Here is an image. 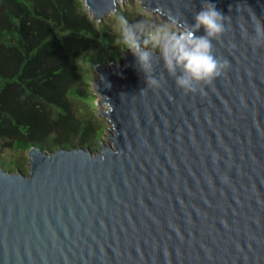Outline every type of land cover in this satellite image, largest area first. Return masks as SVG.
<instances>
[{
  "label": "water",
  "instance_id": "1",
  "mask_svg": "<svg viewBox=\"0 0 264 264\" xmlns=\"http://www.w3.org/2000/svg\"><path fill=\"white\" fill-rule=\"evenodd\" d=\"M205 2L141 5L181 25ZM210 2L230 67L202 91L178 88L158 48L147 86L126 49L94 83L111 142L30 146L27 173L0 164V264H264V0ZM84 4L99 21L116 10Z\"/></svg>",
  "mask_w": 264,
  "mask_h": 264
},
{
  "label": "trees",
  "instance_id": "2",
  "mask_svg": "<svg viewBox=\"0 0 264 264\" xmlns=\"http://www.w3.org/2000/svg\"><path fill=\"white\" fill-rule=\"evenodd\" d=\"M136 25L141 44L153 28L142 10L118 8L112 20L93 18L80 0H0V141L15 150L87 146L97 151L92 123L74 116L77 58L120 57L119 17ZM143 21V23H138ZM67 127V128H66ZM0 163H6L0 159ZM14 168H19L20 163Z\"/></svg>",
  "mask_w": 264,
  "mask_h": 264
},
{
  "label": "clouds",
  "instance_id": "3",
  "mask_svg": "<svg viewBox=\"0 0 264 264\" xmlns=\"http://www.w3.org/2000/svg\"><path fill=\"white\" fill-rule=\"evenodd\" d=\"M254 23L253 39L264 36V22L252 15ZM138 23H143L140 21ZM203 28V35L197 33ZM225 15L210 0L202 5L194 15V23L183 22L178 28L174 23L155 25L146 34L143 49L137 35L136 25L130 24L123 16L119 17L120 38L122 43L136 58L140 70L144 73L147 86H159L151 75L152 55L159 48L160 57L170 76L175 78L178 88L187 93L202 91L204 85L211 84L230 67L229 61L219 58L213 51V39H218L224 32Z\"/></svg>",
  "mask_w": 264,
  "mask_h": 264
},
{
  "label": "rangeland",
  "instance_id": "4",
  "mask_svg": "<svg viewBox=\"0 0 264 264\" xmlns=\"http://www.w3.org/2000/svg\"><path fill=\"white\" fill-rule=\"evenodd\" d=\"M82 1L84 7V0ZM118 8H124L129 12L135 13L142 10L145 16L150 19L149 24L151 26L160 25L164 23H171L174 21L168 19L166 16L160 14L157 11L149 12L142 8L141 0H116V10L113 13L107 14L104 19L112 20ZM86 11L92 16L89 10L85 7ZM93 17V16H92ZM94 18V17H93ZM114 28L118 29L119 24L112 21ZM175 26L178 28L180 25L175 22ZM150 43L143 46H149ZM159 49V48H158ZM120 53V57L116 58V61L124 62V52ZM96 51L87 50L83 51L77 58L79 77L74 85L77 89L75 95L71 98L70 110L74 116L89 121L92 123V127L95 130V134L100 137L97 150L100 148L101 142H111L109 137L113 132L112 124L107 117L101 114V111L107 110L108 105L104 104L99 106L98 102L101 100V96L96 92V86L94 83L99 78L100 73L97 71L98 66H102L105 70L111 68L112 59H106L105 61H99L100 57L95 53ZM67 128V127H66ZM0 159L6 163H0L5 169L13 168L18 162L20 167L24 170V173L29 171V158L28 150H15L6 141H0ZM14 168L13 171H16Z\"/></svg>",
  "mask_w": 264,
  "mask_h": 264
}]
</instances>
